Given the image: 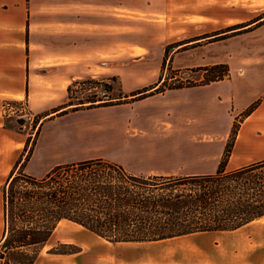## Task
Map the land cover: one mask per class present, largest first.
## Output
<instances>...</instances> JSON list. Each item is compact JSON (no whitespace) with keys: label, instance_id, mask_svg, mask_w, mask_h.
I'll use <instances>...</instances> for the list:
<instances>
[{"label":"rangeland","instance_id":"rangeland-1","mask_svg":"<svg viewBox=\"0 0 264 264\" xmlns=\"http://www.w3.org/2000/svg\"><path fill=\"white\" fill-rule=\"evenodd\" d=\"M192 2L25 0L31 61L41 73L53 64L68 66L71 93L67 98L66 91L64 103L73 104L68 105V112L75 113L49 122L43 129L44 136L55 133L61 142L60 152L68 159L98 155L136 175L214 172L232 126L237 135L228 167L264 156V111L250 118L256 132L241 127L250 109L264 105V95L248 103L232 123L230 118L250 93L241 92L237 83L259 91L264 78V66L257 64L264 55L255 46L261 37L245 34L226 46L222 38L199 41L198 24L182 20ZM208 42L215 44L204 48ZM205 55L210 60L226 59L229 64L215 70L183 68ZM239 55L243 58L237 59ZM87 79L91 83L85 82ZM226 80L228 83L221 84ZM78 81L81 83L75 84ZM103 84L110 89L104 90ZM226 92L234 95L235 102L223 105L228 111L224 113V109L213 113L189 101L192 95ZM86 98L117 105L72 110ZM26 105L21 102L18 106L20 119L25 135L33 139L36 117ZM2 229L0 223V235ZM60 243L68 246L60 247ZM55 248L75 251L73 264H211L216 255L232 258L231 264H264V218L233 232L191 235L156 244H112L62 221L42 257L54 254Z\"/></svg>","mask_w":264,"mask_h":264},{"label":"trees","instance_id":"trees-1","mask_svg":"<svg viewBox=\"0 0 264 264\" xmlns=\"http://www.w3.org/2000/svg\"><path fill=\"white\" fill-rule=\"evenodd\" d=\"M66 91L69 98L71 87ZM84 100L72 110L117 105ZM236 135L232 126L216 170L210 173L136 175L102 158L59 165L42 177L15 167L1 187L0 264H34L62 221L120 244L233 232L264 218V159L228 167ZM52 253L76 252L55 248Z\"/></svg>","mask_w":264,"mask_h":264},{"label":"crops","instance_id":"crops-1","mask_svg":"<svg viewBox=\"0 0 264 264\" xmlns=\"http://www.w3.org/2000/svg\"><path fill=\"white\" fill-rule=\"evenodd\" d=\"M192 1L193 2L190 5L191 8L183 14L182 20L183 22L188 21L196 23L194 25L198 24L195 28H201V32L197 35L199 41L214 37L215 39L222 38L223 40L221 39V43L226 46V44L229 41H232L233 38L245 34H254L257 38L261 37L255 43V46L257 45L261 50L260 53L264 55V32L261 31L264 29V0ZM26 20L25 0H0L1 224H3L1 187L4 185L9 174L15 167L17 170L22 168L25 173L32 176L42 177L59 165L100 158L98 155H94L83 158L68 159L66 153L60 152L59 146L61 142L56 140L57 137L54 132L51 133V135L44 136L43 129L47 123L68 117L69 113H75V111L68 112V106L64 103L66 88L68 85V66L53 64L47 72L41 73L42 69L37 67L35 62L31 61L30 43H27L26 41ZM210 24H212V26H210ZM211 33H213V35L208 36V34ZM260 33H262L263 36H261ZM215 42H208L204 48L210 47L212 44H215ZM182 44L183 46L187 45L185 42ZM189 44L191 43L189 42ZM242 58L243 56L241 55L237 57V59ZM178 59L181 60L180 58ZM242 61L243 60H241V62ZM220 64L226 65L229 64V62L226 59L220 61L210 60L209 57L205 55L204 57L201 56L200 60L196 63L183 64V68L196 66L212 67ZM257 64L264 66V58L258 59ZM228 81L229 80L223 81L221 84L228 83ZM233 84L231 85V88H233ZM237 85L241 92L250 93L249 96L246 97V99H248L243 100V104L233 109L232 116L228 114L231 118V123L243 110L246 109L248 103L264 95V78L258 86L259 88L257 90L259 91H256L254 88L252 90L251 87L249 91L248 88H244L247 86L244 82L237 83ZM228 86L230 85L228 84ZM26 90L28 91L27 95ZM189 98V101H194L199 104L197 107L208 109L213 113L220 109H224L223 105L226 103L232 105V103L234 104L235 102L234 95L231 92H226L222 95H192ZM21 102H26L27 111L32 116L36 117V136L33 137V139L29 137L30 135H25L23 130L25 125L20 119L22 112H20L18 108ZM6 103H9L13 110L9 111L7 115H4L2 109ZM195 107L196 105H194V108ZM226 111L227 108L224 109L222 113ZM263 111L264 105L262 104L251 114L244 116L241 127L244 125L245 131L256 132V128L253 124L249 123L250 118L255 112L262 113ZM63 150L66 151V149ZM231 155H233V150ZM260 159H264V156L244 161L238 166ZM198 173L210 172H188L181 175ZM165 174L170 175L172 173ZM42 251L34 264H73V258L77 255L76 253L67 255L48 253L46 254V257H42ZM231 259L232 258L229 259L228 256L219 257L216 255V258L211 264H231Z\"/></svg>","mask_w":264,"mask_h":264},{"label":"built area","instance_id":"built-area-1","mask_svg":"<svg viewBox=\"0 0 264 264\" xmlns=\"http://www.w3.org/2000/svg\"><path fill=\"white\" fill-rule=\"evenodd\" d=\"M3 114L4 115H7L8 113H9V111H11V110H13L12 109V106L9 104V103H6V104H4V106H3ZM22 112V111H21Z\"/></svg>","mask_w":264,"mask_h":264}]
</instances>
